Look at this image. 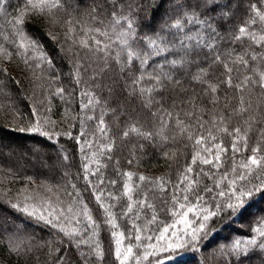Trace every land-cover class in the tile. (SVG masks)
<instances>
[{
    "label": "trees",
    "instance_id": "16d2710c",
    "mask_svg": "<svg viewBox=\"0 0 264 264\" xmlns=\"http://www.w3.org/2000/svg\"><path fill=\"white\" fill-rule=\"evenodd\" d=\"M187 2L189 0H165L164 8L159 9L153 17L160 0H61L63 7L59 10L53 9L44 16H26L23 31L31 40L38 42L53 61V70L52 66L35 58L39 56L38 52L29 50L27 56L18 54L23 50L17 47L20 36L12 21L18 11L25 7V0H7L4 10H0V48L12 53L10 60L0 56V264H57L61 254L71 264H80L76 249L61 233L10 206L9 201L16 203L22 200L21 190L24 189L29 193L38 192L41 198H51L53 202L59 197L63 201L61 207L71 203L76 191H79V199L87 204L93 218L100 224L98 239L104 250L102 260L90 258L89 264H117L114 258L116 238L110 236V230L123 231L125 237L131 233L133 238L125 239L124 246L128 243H144V232L137 233L132 227L133 220L129 217L133 214L130 213L128 217L120 215L122 206L126 204L125 198L122 197L118 202L108 200L107 193L120 196L123 183L126 182V178L120 174L125 172L149 178L163 177L173 183L177 181L178 173L190 164L193 155L191 141L175 124L177 114L185 123L191 122V118L184 115L189 111L202 115L205 121H209L212 116L223 115L230 131L233 127H240L242 133L246 127L248 129V151L238 154L235 157L237 161L246 160L251 155V149L257 145L262 150L259 155H264V89L257 85H249L243 91L227 87L220 83L224 79L222 65L213 62L217 54L221 60H225L244 52L254 53L257 59H249L248 68L264 71V60L259 58L264 54V42L257 45L247 37L233 39L238 35V28L253 17L251 5H256L264 13V0H217L221 7L216 12L198 17L203 23L186 22L179 31L168 27L175 19H184L180 14L187 11L174 7V3ZM190 2L195 4L197 0ZM203 11V8L199 10ZM112 12H116L117 16L123 13L134 17L138 38L152 35L153 29L163 27L165 30L162 35L175 45L168 53L150 58L147 67L143 69L145 73L163 72L172 76V80L165 78L163 88L152 94L158 103H154L151 108L145 106L139 95L130 94L131 77L139 75L142 70L138 61L133 60L130 66L122 68V55L120 62L110 58L105 65L98 54L93 56L88 49L73 42L85 38L92 45L93 33L84 36L81 25L103 31L113 22L110 15ZM53 19L55 22H52ZM69 20L72 21L71 27L75 28L71 39L64 35L68 31ZM212 29L215 30V48L210 50L203 45L209 42ZM248 30L257 35L264 34V23L257 19V24L249 25ZM45 32H50L57 39H50ZM185 36L192 39H185ZM95 38L102 43L107 42L99 34H95ZM180 40H184V45L180 44ZM133 46L148 51L139 39ZM170 60H182L183 63L172 66L168 63ZM74 65L80 69V84L70 75L74 73ZM236 67L240 66L233 68V85L240 83L244 75H253L252 71L243 68L237 72ZM201 69L207 72V76L202 78L207 83L193 79ZM93 76L96 79L93 80ZM152 83L147 78L143 81L144 86ZM208 84L219 85L215 94L207 91ZM61 87L64 88V100L54 95V91ZM81 91L95 93L101 103L95 105L94 110L82 109L81 102L87 103L88 98L81 97ZM212 95L219 98L216 103L210 99ZM241 96L247 111L237 114ZM42 100L51 106V112L46 115L57 122L55 128L47 130L66 132L71 126L72 136H80L79 143L65 135L49 140L38 133L17 130L29 125L33 115L31 108L38 107ZM161 110L173 113V118L164 130V135L168 137L166 141L159 136H155L151 142L135 134L123 137V131L131 124L142 127L144 131L156 132L160 127L159 120L152 113H161ZM101 111L105 113L103 119L110 129L108 137H102L96 129ZM88 116H95L96 119L89 120ZM245 121H248L247 125ZM82 125L84 134L80 135ZM93 137L96 139L93 140ZM109 138L114 141L111 152H101L99 145L107 143ZM222 138L224 146L230 147V137ZM87 140L92 141L91 149L85 143ZM94 152L97 155L93 159ZM65 155L67 160L63 159ZM38 156L39 161H35L33 158L37 159ZM85 157L89 159L86 161ZM231 157V151L222 156L224 165L220 172L230 169ZM129 160L133 163L129 164ZM85 163L90 165L88 173L84 169ZM201 169L203 173L209 174L215 171L211 165L198 163L193 166L192 179L212 187V180L207 175H197ZM137 175L132 177V182L139 183L142 191H148L151 186L138 182ZM101 180L102 184L99 183ZM112 180L116 181L115 185L109 183ZM73 184L75 190L71 187ZM42 186L50 187L52 192H47ZM101 191L105 194L102 197L104 203L115 204L112 211L116 215V229H110L102 223L104 214L95 200V194ZM68 193H72V196ZM168 195L167 192L158 193L157 198L151 200L160 221L171 222L163 210L167 206L161 201V198L166 199ZM149 196L152 197L151 192ZM137 198V195L133 196L134 200ZM149 216L150 211L145 208L135 223L143 229ZM261 218H264V196L257 194L242 215L228 217L223 222L214 219L210 224L211 230L199 241L197 250L189 249L176 260L167 259L164 254H160L159 259L162 264H264V250L259 247L252 248L239 259L229 251L236 240L252 237H256L258 243L264 240L254 231ZM150 227L155 228L156 225ZM137 234L141 235L140 242L134 239ZM151 242L155 243L154 240ZM13 247L18 251H12ZM83 250L87 251V248ZM133 251L141 255L143 248L134 247ZM156 259L149 257L141 261V264H156ZM128 264H135V261L130 259Z\"/></svg>",
    "mask_w": 264,
    "mask_h": 264
},
{
    "label": "snow or ice",
    "instance_id": "6c2138e0",
    "mask_svg": "<svg viewBox=\"0 0 264 264\" xmlns=\"http://www.w3.org/2000/svg\"><path fill=\"white\" fill-rule=\"evenodd\" d=\"M7 0H0V10H4V5ZM165 0H160V3L156 6L153 17L159 9L164 8ZM63 4L61 0H25V7L21 8L18 13L14 16L12 23L17 27V35L20 36V43L17 45L22 52L18 54L21 56H27L29 50L32 52H38L39 56L35 57L38 60L43 61L45 64L52 66L54 70L53 61L47 56L43 49L39 46L38 42L31 40L27 37L23 31V24L25 17L29 15L44 16L50 14L53 9H61ZM174 7L186 9L187 11L181 12V16L184 19L177 18L175 22L168 25V27L176 30H182L184 24L192 23H203L199 20V16H209L210 13H214L218 8L221 7L217 3V0H197L195 4L191 3L190 0L186 4H175ZM226 7V6H224ZM203 8V12L199 10ZM254 13L253 17L248 21H245V25L238 28V35H235L233 39L241 40L245 37L251 39L254 44H261L264 42V34L257 35L248 30L249 25H256L257 19L264 23V13L260 11L256 5H251ZM95 11V10H94ZM113 17V22L106 27L103 31L100 28H85L81 25V31L84 36H88L89 33H93L91 39L93 44L90 45L88 39L81 38L74 43H79L82 48L88 49L93 56L99 55V58L107 65L108 60L114 59L116 62L121 61L123 55L122 68H126L131 65L133 60L138 61L141 66V72L139 75H133L131 77L130 94L139 95L145 106L151 108L154 103H158L153 98V93L163 88V80H172V76L168 73H145L144 68L148 65V60L152 57H158L162 54L168 53L175 45L172 41L162 35L164 28L159 30L153 29L152 35H144L137 37L136 35V19L129 17L121 13L117 16L116 12L110 14ZM95 19V17H93ZM211 19V17H209ZM52 22H55L53 19ZM123 22V23H122ZM69 25L68 31L64 33L66 38L71 39L72 33L75 32V28L71 27L72 21L67 22ZM126 25V27L124 26ZM117 26H120L119 28ZM208 27L211 29V23ZM95 34H99L104 38L105 43L95 38ZM45 35L50 39H57L52 36L50 32H45ZM139 39L144 43L145 48L148 51H142L138 46L134 47L133 43ZM185 39H192L191 37L185 36ZM215 30L212 29V34L209 36V42L204 47L208 49H214L215 43ZM181 45H184V40L179 41ZM0 56L5 59H11L12 53L8 52L4 48H0ZM248 57V58H246ZM264 60V54L259 57ZM249 59L255 61L257 55L254 53L244 52L242 54L235 55L231 59L221 60L220 55L217 54L213 58L214 63L222 65L224 69V79L220 83L225 84L227 87L243 91L249 85H257L260 89H264V71L257 69H249ZM27 63V60H25ZM172 66L183 63V61L170 60L168 61ZM231 65V66H230ZM236 67V71L240 72L241 69H248L253 72L252 76L244 75L243 80L233 85V68ZM163 67V65H159ZM102 71V70H101ZM73 76L77 84L81 83V73L79 66L74 65V73L70 74ZM207 76V72L204 69L200 70V73L193 77V79L207 83L206 80L202 79ZM153 81L152 84L144 86L143 81L145 79ZM92 79H96L93 76ZM179 84V81H176ZM218 84H208L207 91L211 94L217 92ZM55 96H59L62 100L65 99L64 88H57L54 91ZM81 97H87V103L81 102L82 109L94 110L95 105L100 104V100L95 96V93L88 91H81L79 93ZM50 101V98H48ZM213 103L218 101V97L212 95L210 97ZM67 111V110H66ZM203 111V110H201ZM237 114H241L247 111L244 106V98L240 97V107L236 110ZM32 120L29 125L25 127H19L17 130L20 132L28 131L32 133H38L49 140L59 137L60 135L68 136L79 143L80 136L73 137L72 132L69 130L66 132H54L47 129L55 128L57 125L56 121L50 119L46 113L51 112L50 104H46L45 101H40L39 106H33L31 108ZM104 112L101 111L98 123L96 125L97 131L102 137H108L110 129L105 125L103 116ZM154 116H158L159 129L156 132L144 131L142 127H137L136 124H131L123 131V137H129L130 134H135L141 137L147 142H151L155 136H159L162 140L166 141L167 136L164 135V130L167 127L170 120L173 118V113L161 110V113H152ZM186 117L191 118L190 123H185L184 120L179 118L177 114L175 117V124L180 129L181 133H186L187 139L191 141L193 155L190 164L178 173L177 181L173 183L163 177L149 178L143 175H137L133 172H125L120 175L126 178V182L123 183V189L120 196H114L113 193H107L106 199L119 201L122 197L125 198L126 204L122 206L120 212L121 216L128 217L129 214H133L130 219L133 220L132 227L137 233L144 232V243H138L133 245L128 243L124 246L125 239H132L131 233L128 237H125L123 231H111L110 236L115 237V249L114 258L117 264H128L129 260H134L135 264H141V261H146L149 257H156V264H162L159 259L160 254H164L167 259L176 260L185 251L197 250L199 241L208 235L210 224L215 219L219 222H223L231 216L242 215L244 211L250 206L251 201L257 194L264 196V155L261 153L259 145L251 149V155L247 159H240L237 161L235 157L244 152L248 151L247 143V127L242 133L240 127H233L231 131L226 124V118L223 115L212 116L209 121L203 120L202 115H197L193 111L184 113ZM87 119L95 120V116H88ZM248 124V121H245ZM83 125L81 126L80 135H83ZM223 136L230 137V147L224 146ZM93 140L96 137L92 138ZM89 149L92 148V141L87 140L85 142ZM114 145V141L109 138L108 142L99 145L101 152H111ZM83 145L81 151H83ZM142 148L143 145H140ZM229 151L232 153L230 158V169H225L223 172L220 170L223 168L224 161L222 156L226 155ZM97 153H92V158L96 157ZM167 155V153H165ZM67 155L63 159L67 160ZM110 158V157H109ZM89 158L85 157L87 161ZM129 164L133 161L129 160ZM211 165L215 170L211 174L203 173L201 169L197 175L204 174L212 180V187L208 185H202L201 181L193 180V166L197 164ZM90 165L85 163V172H89ZM259 172V175H257ZM217 173H220L217 175ZM91 174L95 175L94 172ZM137 175L138 182H143L151 187L148 191H142L139 183L134 184L132 177ZM31 178H29L30 180ZM87 179V175H85ZM91 183V181H89ZM103 183V180L99 181ZM112 185L116 184L115 180L109 182ZM45 190L49 193L52 189L47 186ZM71 187L75 190L76 186L73 184ZM95 192V188H93ZM149 192L152 193V197L149 196ZM169 193L166 199L161 198V201L167 207L163 209L167 212L171 222L160 221L158 219V213L156 206L151 202L152 199L157 198L158 193ZM27 193V194H25ZM22 200H18L16 203L9 201L10 206L20 211L29 217L36 219L39 222L44 223L46 226L57 230L68 240V243L72 245L80 258V264H89L90 258L95 260H102L104 258V250L101 243L99 242V228L100 224L93 218L91 210L83 200L79 199V191H76V195L73 197L72 202L67 204L66 207H61L63 203L56 198L55 202L51 198L44 199L39 196L38 192L29 193L27 189L21 190ZM72 196V193H68ZM104 193L101 191L95 194V200L99 203L100 208L103 211L104 219L102 223L110 229L118 228L116 223V215L112 209L115 204L104 203L102 197ZM137 195V199H133V196ZM147 208L150 211V216L146 219L143 224V229L140 225L136 224L135 221L140 219V212ZM135 210V211H134ZM189 214L191 218H189ZM151 225H156L155 228H151ZM180 227H177V226ZM254 231L259 237H264V218L259 221ZM151 234H148V233ZM137 242L141 241V235L137 234L134 236ZM155 241L152 243L151 241ZM87 251H84V248ZM143 248L141 255H136L133 248ZM259 247L264 250V240L257 242L256 237H252L247 240H236L233 242L230 253L233 254L237 259L243 255H247L252 248ZM12 251H18L17 248L13 247ZM66 251V250H65ZM223 252V249H221ZM57 264H71L70 260H66L65 256L61 254L57 258Z\"/></svg>",
    "mask_w": 264,
    "mask_h": 264
},
{
    "label": "rangeland",
    "instance_id": "374dc122",
    "mask_svg": "<svg viewBox=\"0 0 264 264\" xmlns=\"http://www.w3.org/2000/svg\"><path fill=\"white\" fill-rule=\"evenodd\" d=\"M236 6V4L234 3V7ZM7 154H10V153H8V152H6ZM36 153V152H35ZM35 161L37 160V161H39V156L37 157V159L36 158H33Z\"/></svg>",
    "mask_w": 264,
    "mask_h": 264
}]
</instances>
